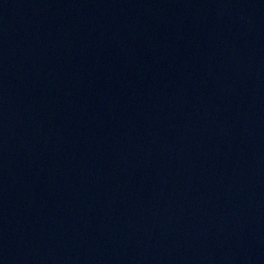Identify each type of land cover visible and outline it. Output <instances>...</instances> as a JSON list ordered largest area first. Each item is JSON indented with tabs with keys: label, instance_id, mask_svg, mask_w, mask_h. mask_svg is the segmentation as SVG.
Listing matches in <instances>:
<instances>
[{
	"label": "water",
	"instance_id": "95a60500",
	"mask_svg": "<svg viewBox=\"0 0 264 264\" xmlns=\"http://www.w3.org/2000/svg\"><path fill=\"white\" fill-rule=\"evenodd\" d=\"M0 264H264V0H0Z\"/></svg>",
	"mask_w": 264,
	"mask_h": 264
}]
</instances>
